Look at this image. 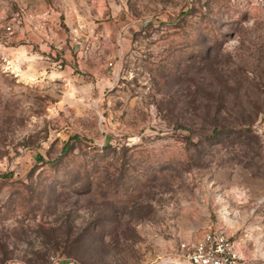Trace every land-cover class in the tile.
<instances>
[{
	"label": "rangeland",
	"instance_id": "1",
	"mask_svg": "<svg viewBox=\"0 0 264 264\" xmlns=\"http://www.w3.org/2000/svg\"><path fill=\"white\" fill-rule=\"evenodd\" d=\"M0 174V264H264V0H0Z\"/></svg>",
	"mask_w": 264,
	"mask_h": 264
},
{
	"label": "built area",
	"instance_id": "2",
	"mask_svg": "<svg viewBox=\"0 0 264 264\" xmlns=\"http://www.w3.org/2000/svg\"><path fill=\"white\" fill-rule=\"evenodd\" d=\"M180 250L181 264H250L230 236L218 228L183 242Z\"/></svg>",
	"mask_w": 264,
	"mask_h": 264
},
{
	"label": "trees",
	"instance_id": "3",
	"mask_svg": "<svg viewBox=\"0 0 264 264\" xmlns=\"http://www.w3.org/2000/svg\"><path fill=\"white\" fill-rule=\"evenodd\" d=\"M67 149V148H66ZM0 175H2V174H0ZM5 175V174H4Z\"/></svg>",
	"mask_w": 264,
	"mask_h": 264
}]
</instances>
